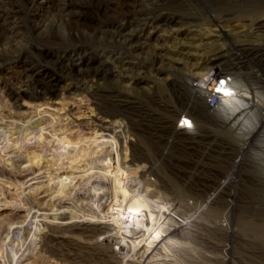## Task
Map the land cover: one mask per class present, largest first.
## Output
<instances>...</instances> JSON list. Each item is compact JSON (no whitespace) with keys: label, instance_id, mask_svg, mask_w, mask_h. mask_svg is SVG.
Segmentation results:
<instances>
[{"label":"rangeland","instance_id":"rangeland-1","mask_svg":"<svg viewBox=\"0 0 264 264\" xmlns=\"http://www.w3.org/2000/svg\"><path fill=\"white\" fill-rule=\"evenodd\" d=\"M61 1L62 12L51 10L56 3L34 6L30 0H0V13L4 9L14 12L10 24L0 16V165L18 171L27 164L28 169L29 163L38 167L37 175L23 180L22 187L0 177V264H124L129 259L133 252L125 246L119 250L120 240L104 248L100 246L103 237L89 242L63 229L55 218L60 195L73 198L77 191L86 190L84 197L89 199L100 196L98 191L107 196L104 187L92 193L91 186L77 184L88 176L89 167L100 171L103 164L99 162L113 158L105 153L109 149H98L94 143L100 134L115 140L123 137L133 145L119 150L121 162L139 171L135 177L139 184L170 201L171 215L177 221L175 233L189 247L183 258L170 254L172 259L194 264H264V117L253 114L251 119L255 132L260 128L258 135L234 136L226 132L229 125L209 121L204 115L197 119L194 103H180L171 85H192L212 73V65L205 63L224 53L232 55L229 65L250 67L236 71L247 85L264 87V37L253 35L264 11H229L222 4L202 0L150 1L158 9L151 6L135 15L155 13L182 24L144 27L146 36L153 37L151 46L136 51L122 48L103 34L123 25L124 1ZM138 25L128 22L124 27ZM216 29L222 38L210 35ZM242 45L262 51L247 58L237 51ZM80 49L95 68L100 62L112 63L113 81L86 76L80 71L83 67L71 75L63 72L57 64L68 63L69 53ZM44 71L59 80L57 90L33 101L37 76H45ZM117 100L133 103L138 110L121 111L112 106ZM259 103L263 110L264 101ZM182 115L195 120L194 130L179 132L188 138L185 141L166 130L169 124L180 129L177 122ZM41 128L45 130L39 133ZM52 134L65 140L57 141ZM114 162L111 159V166ZM43 165L48 169L41 170ZM83 199L74 197L73 204L82 209L73 206L69 211L90 210L80 203ZM73 214L68 217L79 222ZM15 249L20 260L14 263L11 253ZM115 254L118 262L110 259Z\"/></svg>","mask_w":264,"mask_h":264},{"label":"bare ground","instance_id":"bare-ground-1","mask_svg":"<svg viewBox=\"0 0 264 264\" xmlns=\"http://www.w3.org/2000/svg\"><path fill=\"white\" fill-rule=\"evenodd\" d=\"M30 1L34 6L37 4L45 5V4L56 3L55 6L51 7L52 8L51 10L56 9L57 11L60 12L65 10V6L63 4H59L60 2L62 3L61 0H56V1L30 0ZM150 1L153 2L154 0H122L124 5L123 14L125 16V21L123 25H117L114 28L115 30L113 32L112 31L110 32L109 30L104 31L103 34L107 36V37L105 36L104 38L111 37L114 41H117V43H119V45L122 48L127 49L130 47L138 51V50L150 48L149 46H151L149 41L153 37L146 36L144 27L159 29L160 27H170L171 25L178 26L182 24L176 18H168V17L166 18L164 16L155 13L140 14L139 16L135 15V13L138 12L141 13L143 9L149 8L151 6H153V8L155 9H158V6L157 5L155 6L154 5L155 3L152 4ZM202 1H204L207 4H211V3L222 4V6L227 8V10L229 11L235 10L238 12L243 11L245 13L251 12V14L253 13V11H257V10L264 11V0H202ZM62 5L64 7H62ZM1 12L2 13H0V16L4 18L3 21L6 24L12 23L13 15H14L13 10L4 9ZM47 12H49V10ZM128 22L139 25L133 29H126L124 27V24ZM219 23L224 24L225 22L221 21ZM256 26H257L256 28L257 32L253 33V35H255L256 37H260V36L264 37V19L259 21L256 24ZM216 33H220V30L216 29L214 33L212 32L210 35L212 37L219 39L224 36L221 34L217 35ZM159 49L160 48H158V50ZM237 51L241 52L243 56H247L248 58L250 56H257L258 53L262 51V49L254 48L248 45L247 46L242 45L237 48ZM69 54H71L69 55L70 57L66 59L68 63L61 62L57 64L63 72L65 71L66 73L71 75L76 70H78L79 67L80 68L83 67V69L80 71H82L86 76H90V77L99 76L100 80L104 82L113 81L112 74L110 73H112L115 67H113L112 63L110 64L107 62L104 63L100 62L98 68L97 67L95 68L92 62L86 58V54L82 55L83 52L81 51V49ZM158 56L156 57L157 60L158 61L160 60V62H164V60H161L160 58H158ZM231 57L232 55L227 56V54L220 53L218 57H215L214 59H209L205 63L207 65L208 64L212 65L211 69L213 70L214 72L213 74L215 77L229 79V81L226 83L225 86L223 87L220 86L219 88H217L216 90V94H217L216 96L218 98L217 106L214 108H208L206 105V98L207 96L210 95V91H212L213 88L212 89L208 88L207 85L203 86L202 88L200 87L197 88V86L186 85V84L177 85V83H173L171 85L176 88L177 90L176 94L179 97L180 103L189 100L190 102L194 103V107L192 111L197 119H201L203 117L202 115H204L209 119V121H213V122L219 121L226 126L229 125L230 127H228V129L225 128L226 132L234 133V136L240 137V135L241 136L248 135L249 137L253 138L256 134L255 129L251 124V119L254 116L253 114L258 115L260 118L264 117V108L263 110H261L262 109L260 107L261 104L259 103V100L264 101V87H254L247 85L248 81L246 82V80L243 79L241 76H239L238 73H236V71L243 68L245 69V67L247 69H250V67L239 66L238 63L229 65L230 63L229 59ZM126 64L127 63H124L122 65H126ZM261 65L264 67V64ZM25 71L26 70H24L23 72L24 74ZM80 71H77V73H80ZM177 71L178 70L175 69L174 73H179ZM232 71H235V73H232ZM38 73L39 72H37V74ZM43 73L45 76L43 77L37 76L39 78L36 80V84H35L36 87L34 93L30 97L31 100L33 101L43 100L49 95H54L57 90L59 80H57L55 75H53L49 71H44ZM84 84L87 85V82H84ZM141 90L139 91L141 92ZM224 93H229V95H225ZM11 99L13 100L14 97H12ZM132 105L133 103L122 100L113 101L112 104L113 107L118 108L121 111H126V110L130 112L137 111L138 107H133ZM259 107L261 109H259ZM85 115L86 114H84V116ZM184 118L188 121V123L191 124V126L194 127L195 123L193 124V122H195V120L193 118H191L192 121L189 120L187 117ZM230 123H232V125H230ZM179 128L180 129H174V127L171 124H169L166 130H169L171 132V136L178 137L180 141L187 140L188 138L186 136H182L179 134V132H183V133L186 132L185 126L184 125L182 127L179 126ZM43 130H45V128H41L39 130V133L40 131ZM52 137H54L55 140L57 141L65 140L63 138H60L59 134L58 135L52 134ZM122 138L123 137H120L119 140H115L114 138L112 139L108 136H104V135L102 136L101 134L95 137L94 139H98L97 142H94L96 144H99L98 149H103V150L109 149V151H105V153L110 155V157L113 156V158L111 159H113L115 162L113 163V166H111L112 164L110 163L111 161L110 158H107V160L110 161L109 162L107 161L106 163H104V161H100L99 163L103 164V166L99 167L101 168L100 171H95L93 169L94 168L93 166H91V168L89 167L90 170L86 169L87 172L84 171L87 173L88 176L86 177L84 173V176L86 178L82 175L85 179L83 178V180L78 181L77 183L78 185L82 183V185L91 186L88 189L90 190L92 189V193L93 192L96 193L97 189L104 187L108 191L107 196L105 195L101 196V193L103 192L98 191L101 197L96 194L95 196L93 195L94 196L93 198L89 199L88 195L87 197H84L85 194L84 192H86V190L77 191V194L75 193L74 197L85 198V200L87 199L88 200L87 202H85V200L83 199L84 201L81 200L83 202L80 201V203H86L82 205H84L85 207H89L91 209L90 210L83 209L84 211L82 212L83 214H77L78 212L76 213L74 212L73 214V212H70L69 210L72 209L73 206H75L77 209H80L81 206L76 205L75 203H74L75 205L73 204V202H75L73 200L74 197L73 198L71 197L72 198L71 199L69 195L67 197L60 195V200H57L56 203L58 204V202H61V204L59 205V210L58 209L55 210V212L58 213L59 215L57 214L55 218L59 219L58 223L59 225L63 226L62 227L63 229L80 234L89 242L95 240L97 237L98 238L103 237L101 244L100 243L99 244L104 248L110 249V247H113L114 242L120 240L121 247L119 248V250L122 249V246H125L127 247V250L133 252L130 256L129 255L127 256V258L129 257V259L124 261V264H163V263L194 264L192 261L188 259L176 260L170 257L171 256L170 254H174V255L177 254V256L179 255L181 256V258H183L182 257L183 254L186 255L189 253L187 252L189 247L185 248L183 246L185 245L184 244L185 242H183L184 239L180 241L181 237L175 233L176 231L174 229L175 226L174 223H176L177 221L174 220L173 216L171 215L172 213L170 211V206H169L170 201L169 202L168 200L167 202L163 201L165 200L164 199L165 197L162 194H160V192L158 193L157 191H154L148 187H144L142 182L141 184H139L135 178L137 175L140 174L139 171H137V169L135 168H129V166L126 167L124 163L121 162V158H120L121 154L119 153V150L124 151L127 148H135L132 147L133 145L129 144V142L126 141L125 138L123 139ZM191 139L194 140V137L189 138V140ZM36 158L37 156H35V159ZM35 161H37V159ZM39 161H37V163ZM27 165H26V169H27ZM47 165H49L48 162ZM46 166L43 165V167L40 169L41 170L46 169L47 168ZM37 168L33 163H29V168H28L29 170L23 168L20 169V171L16 170V168L12 169L11 167H7L6 165L5 167L0 165V177L7 178L12 183L13 182L19 183L17 187L19 185L22 187L23 185H25L23 180L27 181V178L29 179V177L35 175L38 172ZM58 169L56 170V172L59 171ZM81 189L83 188L81 187ZM70 196L72 195L70 194ZM166 199H168V197ZM70 204L71 207L66 206ZM65 208L66 210H64ZM97 211L98 212L101 211L102 218L99 217L98 215L99 213ZM69 214H73L72 216L79 217L80 218V220L78 219L79 222H76L77 220L72 221L68 217ZM81 217H90L91 219L88 220V219H83ZM178 224L179 223H177L176 225ZM18 252L19 249H15L11 253V257L14 263L20 260L18 256ZM174 255H172V257H174ZM110 259L115 260L116 262L119 261L116 254L110 256Z\"/></svg>","mask_w":264,"mask_h":264},{"label":"built area","instance_id":"built-area-1","mask_svg":"<svg viewBox=\"0 0 264 264\" xmlns=\"http://www.w3.org/2000/svg\"><path fill=\"white\" fill-rule=\"evenodd\" d=\"M213 70H212V73H208V75H206L205 77H199L198 80H196L194 83H192L193 86H197L202 88L203 86L207 85L208 88H213L212 91H210V95L207 96L206 98V105L208 108H214L217 106V94H216V90L217 88H219L220 86H225L226 83L229 81L228 78H218V77H215L214 74H213ZM210 90V89H209ZM255 115V114H254ZM185 115H182V117L179 118V121L177 122V126H180L182 127L183 125L185 126V130L190 132L191 129H193V126H191L190 123H188V121L184 118ZM186 117L192 121L191 117H188L186 115ZM255 118V117H254ZM259 118H257V122H259L260 124L263 123L260 119L258 120ZM256 120V119H254ZM259 126L258 128L256 129V134L255 135H258V130H259ZM165 264V263H163Z\"/></svg>","mask_w":264,"mask_h":264},{"label":"snow or ice","instance_id":"snow-or-ice-1","mask_svg":"<svg viewBox=\"0 0 264 264\" xmlns=\"http://www.w3.org/2000/svg\"><path fill=\"white\" fill-rule=\"evenodd\" d=\"M218 91H219V89H218ZM225 95H229V93H224Z\"/></svg>","mask_w":264,"mask_h":264}]
</instances>
